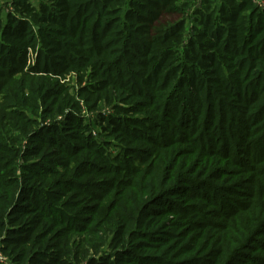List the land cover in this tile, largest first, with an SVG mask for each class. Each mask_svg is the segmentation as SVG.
<instances>
[{"label":"trees","instance_id":"obj_1","mask_svg":"<svg viewBox=\"0 0 264 264\" xmlns=\"http://www.w3.org/2000/svg\"><path fill=\"white\" fill-rule=\"evenodd\" d=\"M11 4L0 11L10 264H264V7Z\"/></svg>","mask_w":264,"mask_h":264},{"label":"rangeland","instance_id":"obj_2","mask_svg":"<svg viewBox=\"0 0 264 264\" xmlns=\"http://www.w3.org/2000/svg\"><path fill=\"white\" fill-rule=\"evenodd\" d=\"M12 1L13 0H0V11L3 12V13H6V12H9L12 10ZM40 0H30V2H32L33 4H37ZM196 6V4H193L192 5V8ZM195 8V7H194ZM191 21H189V23H187V31H186V36L189 37L190 35H192L193 33V28H194V25L193 23L191 24L190 23ZM191 24V25H190ZM190 25V26H189ZM104 112H107V109H104ZM81 115L84 117V120H85V124H90V127H91V130L93 131V136L96 137L97 139H99L100 141H103L102 137L98 135L97 133V128L94 126L93 124V117H94V114L93 113H87V112H82ZM60 121L62 122L63 121V117H60L59 118ZM43 124V123H41ZM44 125H46V123H44ZM111 148H109L110 150ZM110 152L112 154H115L116 153V150L115 149H111ZM230 190H226L225 192L227 194H224L222 193V199H226L228 200L229 202V206L230 207H237V204L233 203L232 201L234 200H237V202H239V200L235 197V195H232L230 192ZM236 191H239L238 189H236ZM221 194V190H215L212 194H211V197L212 198H217L219 197V195ZM229 194V195H228ZM5 258H7L9 260V258L7 256L4 255Z\"/></svg>","mask_w":264,"mask_h":264},{"label":"built area","instance_id":"obj_3","mask_svg":"<svg viewBox=\"0 0 264 264\" xmlns=\"http://www.w3.org/2000/svg\"><path fill=\"white\" fill-rule=\"evenodd\" d=\"M255 6L259 8L264 7V0H251ZM0 264H10L9 260L0 253Z\"/></svg>","mask_w":264,"mask_h":264}]
</instances>
